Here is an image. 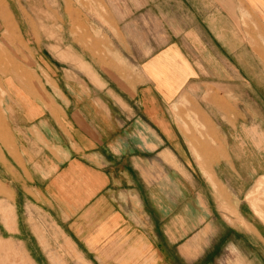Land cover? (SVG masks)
<instances>
[{
  "label": "crops",
  "instance_id": "1",
  "mask_svg": "<svg viewBox=\"0 0 264 264\" xmlns=\"http://www.w3.org/2000/svg\"><path fill=\"white\" fill-rule=\"evenodd\" d=\"M189 12L177 23L156 13V38L125 56L132 66L104 47L94 63L65 48L28 75H2L13 216L0 239L27 251L16 264H264V119L249 125L231 98L255 93L242 108L264 116V20L247 44L248 80L244 37L231 65L206 10ZM56 248L63 256L46 253Z\"/></svg>",
  "mask_w": 264,
  "mask_h": 264
},
{
  "label": "rangeland",
  "instance_id": "2",
  "mask_svg": "<svg viewBox=\"0 0 264 264\" xmlns=\"http://www.w3.org/2000/svg\"><path fill=\"white\" fill-rule=\"evenodd\" d=\"M1 3L2 1L0 6ZM261 4L264 5V0H11L9 4L3 2L6 13L0 14V103L5 95L2 90L4 73L15 69L20 71L22 68L23 74L28 75L29 70L26 73L24 68L37 67L39 64L46 66L45 56L52 60L51 54L59 49L82 50L87 59L94 63L96 58L94 55L98 58L100 55L106 56L105 51L100 50L104 47L108 49L106 51L108 56H116L122 62L129 63L125 56H131L134 50L141 48L140 36L145 33L150 38L156 36L157 27L162 23L161 17L156 20L155 14L161 11L165 12L162 15L164 19L166 16L173 17V22L177 23L175 18L183 22L191 13L190 10L195 9L202 13L205 9L207 29L212 31L214 50L223 52L222 57L228 59L231 65H235V62H238L236 61L238 54L243 55V45L239 46L238 43L244 37L246 67L252 56L247 44H250L253 25L255 26V21L264 20ZM28 22L31 25H28ZM127 35L129 42L125 43L123 38H127ZM218 39L222 41V45L217 48ZM94 46L96 53L93 52L94 49L92 50ZM37 55L42 58H37ZM61 59L66 60L68 57ZM130 70L129 68L121 70L126 81L130 78ZM246 70L248 80L253 79L254 75L250 73L249 67ZM231 98L235 105L241 107L246 116L245 122L249 125L258 119L261 121L264 119V116H259L255 109L250 108L248 111L242 108L245 103H256L255 93L232 94ZM260 110L264 111V107ZM1 113L2 108L0 115ZM216 113L223 116L226 115V110H219ZM229 114L235 119L236 116L230 111ZM239 119L241 120L240 116ZM223 126L225 129L230 127L226 123ZM1 129L0 124V131ZM252 159L254 167L260 169L261 157ZM1 170L0 185L3 189L0 186V231L8 234L6 229L11 227L13 201L7 199L5 194L9 191L8 184H5L9 175ZM229 206L224 209L226 215L233 213ZM245 211H249L247 207ZM31 244L36 246L34 239ZM63 251L56 248L47 250L46 253L50 257H56L63 256ZM27 254L22 245L0 239V264L25 261L29 258ZM32 255L35 258L43 257L42 251H33Z\"/></svg>",
  "mask_w": 264,
  "mask_h": 264
}]
</instances>
